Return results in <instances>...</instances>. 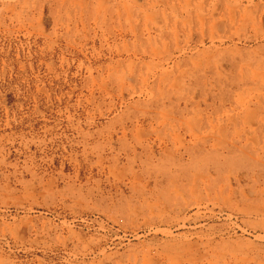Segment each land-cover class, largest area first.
<instances>
[{
    "label": "rangeland",
    "instance_id": "374dc122",
    "mask_svg": "<svg viewBox=\"0 0 264 264\" xmlns=\"http://www.w3.org/2000/svg\"><path fill=\"white\" fill-rule=\"evenodd\" d=\"M0 264H264V0H0Z\"/></svg>",
    "mask_w": 264,
    "mask_h": 264
},
{
    "label": "bare ground",
    "instance_id": "6f19581e",
    "mask_svg": "<svg viewBox=\"0 0 264 264\" xmlns=\"http://www.w3.org/2000/svg\"><path fill=\"white\" fill-rule=\"evenodd\" d=\"M19 231V234H26L27 230H26V227H22L21 229H18Z\"/></svg>",
    "mask_w": 264,
    "mask_h": 264
}]
</instances>
